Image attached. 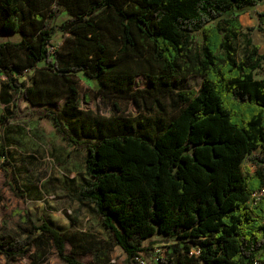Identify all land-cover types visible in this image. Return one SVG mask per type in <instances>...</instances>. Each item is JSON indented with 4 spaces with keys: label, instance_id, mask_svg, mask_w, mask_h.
Returning <instances> with one entry per match:
<instances>
[{
    "label": "trees",
    "instance_id": "obj_1",
    "mask_svg": "<svg viewBox=\"0 0 264 264\" xmlns=\"http://www.w3.org/2000/svg\"><path fill=\"white\" fill-rule=\"evenodd\" d=\"M262 2L0 0V35L21 37L0 43L2 102L23 98L65 142L88 152L77 198L94 205L110 236L108 243L70 234L19 212L21 237L0 232L6 264L26 257L43 264L51 250L65 264H84L68 243L96 264H112L116 247L135 262L155 237L175 239L159 264H264V194L251 203L264 190V156L254 155L264 148V72L256 78L264 54L252 38L264 32V11L255 27L241 22ZM32 70L30 85L20 82ZM79 74L96 87L82 92ZM189 77L202 79L200 90L177 91L174 80ZM98 100L116 108L128 101L140 114L107 117L82 107ZM9 122L0 116L3 157ZM247 156L254 173L243 168ZM4 171L5 184L21 193Z\"/></svg>",
    "mask_w": 264,
    "mask_h": 264
},
{
    "label": "rangeland",
    "instance_id": "obj_2",
    "mask_svg": "<svg viewBox=\"0 0 264 264\" xmlns=\"http://www.w3.org/2000/svg\"><path fill=\"white\" fill-rule=\"evenodd\" d=\"M241 22L245 29L250 28L247 20L254 19L257 25L256 15L264 11V2L254 8L247 9ZM69 18L67 12H63L55 22L57 29L54 34V44L58 46L63 40V33L58 29L65 20ZM253 43L260 47V53L264 54V32L255 30L252 35ZM20 35H3L0 43L5 41H20ZM239 53L244 50V42H238ZM43 66V65H40ZM264 66L256 71V78L263 77ZM34 71L28 72L20 78V82L30 84ZM81 81V91L88 87H96V84L82 74L78 75ZM6 79H2L4 81ZM177 91L200 90L202 79L200 77H189L174 80ZM139 87H146L145 80L138 81ZM10 96L11 102L7 105L2 102L0 83V116L7 115L13 124H6L2 128L5 137L7 156L0 155V232L21 237L19 227L21 225L19 212L28 214L33 220L39 218L51 219L59 226L73 232H89L98 240L110 242L101 219L94 210L91 203L81 204L77 198L78 186L81 178L85 176V160L88 152L79 150L67 142L57 133L50 119H41L35 110L27 106L23 98ZM6 98H9L6 96ZM63 103L55 105L56 110H61ZM118 108L109 105L102 100L83 104L86 110H92L101 116H138L140 112L128 101H117ZM255 156H264V148L257 150ZM246 173H254L257 166L252 156H247L243 162ZM6 170L11 175L10 180L16 179L21 190L14 191L11 186L6 185ZM10 183V182H9ZM175 239L155 237L146 241L144 246L149 248L148 254H143L148 264H158L156 259L160 258L167 246L173 244ZM106 249H108L106 247ZM68 253H76L84 264H96L92 253H79L74 251L70 243L67 245ZM112 264H136L128 260L127 254L120 247L114 248L109 254ZM115 261L114 263L112 261ZM0 264H6L4 257H0ZM11 264H32V259L26 257ZM43 264H65L51 250Z\"/></svg>",
    "mask_w": 264,
    "mask_h": 264
},
{
    "label": "built area",
    "instance_id": "obj_3",
    "mask_svg": "<svg viewBox=\"0 0 264 264\" xmlns=\"http://www.w3.org/2000/svg\"><path fill=\"white\" fill-rule=\"evenodd\" d=\"M2 79H6V77L4 75H1L0 74V81H2ZM264 194V190H261V191H258L256 193H254L252 195V204H256L257 201L260 199V197ZM192 253H195V254H199V251L197 250H193ZM159 259H156V262H158L159 264ZM113 263L115 262L114 260L112 261ZM135 263L136 264H148V261L146 260L145 256L141 255V256H138L135 258Z\"/></svg>",
    "mask_w": 264,
    "mask_h": 264
},
{
    "label": "crops",
    "instance_id": "obj_4",
    "mask_svg": "<svg viewBox=\"0 0 264 264\" xmlns=\"http://www.w3.org/2000/svg\"><path fill=\"white\" fill-rule=\"evenodd\" d=\"M246 13H247V12H246ZM243 16H245V13H243V14L241 15V18H243ZM247 23H248V25L251 26V27H253V26L255 25L254 19H251V18H249V19L247 20ZM1 36H2V35H0V37H1ZM28 85H30V84H28ZM23 100H24V99H23ZM24 102L26 103L27 106H30L32 109L37 110V108L31 106V104H30L28 101L24 100ZM44 119H45V118H44ZM13 123H14V122L10 121L8 124H13ZM52 125H53V127H54V124H52ZM48 220L52 221V222L54 223L55 226L60 227L63 231H68V230H65L63 227L59 226L58 224H56V222H55L54 220H51V219H48Z\"/></svg>",
    "mask_w": 264,
    "mask_h": 264
}]
</instances>
